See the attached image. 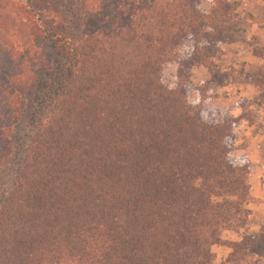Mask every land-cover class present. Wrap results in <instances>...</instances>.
Returning <instances> with one entry per match:
<instances>
[{
    "label": "trees",
    "instance_id": "16d2710c",
    "mask_svg": "<svg viewBox=\"0 0 264 264\" xmlns=\"http://www.w3.org/2000/svg\"><path fill=\"white\" fill-rule=\"evenodd\" d=\"M76 1L98 22L79 37L35 0H0V172H12L0 264H211L210 246L248 215L236 117L208 101L225 82L204 39L227 29L231 6ZM42 41L65 61L15 166L11 133Z\"/></svg>",
    "mask_w": 264,
    "mask_h": 264
},
{
    "label": "rangeland",
    "instance_id": "374dc122",
    "mask_svg": "<svg viewBox=\"0 0 264 264\" xmlns=\"http://www.w3.org/2000/svg\"><path fill=\"white\" fill-rule=\"evenodd\" d=\"M226 1L231 6L228 13L227 29L214 39H204L206 48L210 51L209 58L214 62V55L220 47L219 37L223 38L224 42L233 41L239 44L242 41L244 53L249 51L264 53V42H260L262 45L258 47L257 40L255 38L252 40L254 34H251V30L247 29V26L252 24L259 27L264 26V8L261 5L264 4V0ZM35 2L37 6L46 9L49 19L51 18L58 25L62 22L77 37L83 33H89L98 24L95 21L96 15L94 13L96 8L82 9L76 0H35ZM199 3V7L203 11L209 9L208 4L203 0ZM252 15L256 16L252 17ZM250 18L253 21L248 20ZM256 35L261 36L260 34ZM39 44L41 61L37 64L38 69L36 71L38 83L24 93L26 105L11 133L16 160L15 166L21 164L22 151L34 130L37 119V111L34 105L49 90L60 66L65 61L55 53L48 42L42 41ZM194 69L191 70L193 83L202 84L209 79L200 81L201 70ZM214 70L222 75L220 81L225 82V84L233 80L234 82L250 81L261 86L263 88L260 92L262 97L258 106L263 107L262 112H264V75H253L254 78H251L249 72L239 71V66L235 71H221L215 64ZM217 88L213 87L215 90L214 97ZM213 96L208 100L210 105H212L211 102L213 103ZM250 100L249 97L236 102L242 110L236 117L235 128L233 129L234 154L245 160L248 167V199L244 204L248 215L242 228L222 231L220 242L210 246L211 264H264V114L259 116V114L250 111L247 107ZM255 100L254 98L253 101ZM212 106L220 111L226 110L215 105ZM258 130H261V133H257ZM9 169L0 172V184L3 187L9 185V176L12 173ZM225 260L228 261L225 262Z\"/></svg>",
    "mask_w": 264,
    "mask_h": 264
},
{
    "label": "crops",
    "instance_id": "0c3cea01",
    "mask_svg": "<svg viewBox=\"0 0 264 264\" xmlns=\"http://www.w3.org/2000/svg\"><path fill=\"white\" fill-rule=\"evenodd\" d=\"M264 8V4H261ZM256 15H252L255 17ZM253 21L252 18L248 19ZM248 30H251V34H254L252 37L255 38L258 42V47L262 45L260 42H264V26H255L250 25L247 26ZM256 34H260L258 36ZM242 43V44H240ZM239 44L233 41H226L220 43L219 49L216 51L214 55V63L221 71H235L236 68L239 66V71H247L251 78L258 75H264V53L263 52H246L244 53L243 42L241 41ZM260 51V50H259ZM201 70V79L200 81H205L208 79V73L206 69L202 66L196 67L194 70ZM262 87L259 85H255L254 83L248 82H228L220 87H218L216 96H213V103L217 107L226 109L233 117L239 116L241 113V107L237 105L240 99L251 98L248 102L247 107L250 111H253L259 116L263 115L262 112L263 107L258 106V103L261 101L262 94ZM256 99L253 101V99ZM264 111V110H263ZM257 133H261V130H258Z\"/></svg>",
    "mask_w": 264,
    "mask_h": 264
}]
</instances>
